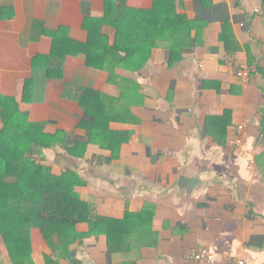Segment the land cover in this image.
I'll return each mask as SVG.
<instances>
[{"label": "crops", "instance_id": "1", "mask_svg": "<svg viewBox=\"0 0 264 264\" xmlns=\"http://www.w3.org/2000/svg\"><path fill=\"white\" fill-rule=\"evenodd\" d=\"M164 1L0 0V97L57 137L30 155L82 178L77 192L94 217L139 215L122 241L92 236L70 255L32 229L34 264H193L196 247L217 264H264V0L176 1L195 29L175 54L141 21ZM87 21L103 22L111 45L122 35L157 46L134 72L92 69L79 55L47 80L34 61L56 35L86 44ZM243 67L248 82L237 76ZM88 90L101 95L89 114L79 102ZM0 264H14L1 238Z\"/></svg>", "mask_w": 264, "mask_h": 264}, {"label": "trees", "instance_id": "2", "mask_svg": "<svg viewBox=\"0 0 264 264\" xmlns=\"http://www.w3.org/2000/svg\"><path fill=\"white\" fill-rule=\"evenodd\" d=\"M176 1L179 0H165L141 14L142 24L156 29L158 41H171L169 48L174 54L185 47V40L195 29L193 22L177 15ZM102 24L97 21L85 23L84 30L88 32L86 44L73 41L67 34L54 36L51 54L38 57L34 67L42 66L47 80L52 77L62 79L66 59L79 55L86 57V65L92 69L112 67L134 72L142 68L158 41L120 35L111 45L108 36L102 33ZM116 25L113 21L112 26ZM99 99L101 95L88 90L79 102L89 114V105ZM0 108L4 124L0 131V238L12 262L34 264L32 229L40 232L56 254L70 255L71 246L92 236H106L109 245L122 241L123 232L131 228L133 219L139 215L127 213L123 220L94 217L89 203L77 192V188L85 185L82 178L71 171L53 174L40 163L41 160L30 155L32 146L42 150L51 148L57 143V137L45 133L43 123L31 122L29 114L20 110L14 98L0 97ZM227 117L229 112L210 121L223 122ZM80 224H88L89 232L80 233L77 230Z\"/></svg>", "mask_w": 264, "mask_h": 264}, {"label": "built area", "instance_id": "3", "mask_svg": "<svg viewBox=\"0 0 264 264\" xmlns=\"http://www.w3.org/2000/svg\"><path fill=\"white\" fill-rule=\"evenodd\" d=\"M237 76L248 82L252 76L251 71L248 68H241L237 71ZM243 128L240 127V130ZM240 145V142L238 143ZM192 263L193 264H217L215 255L207 248L196 247L192 251ZM229 264H248L244 259L238 258L231 261Z\"/></svg>", "mask_w": 264, "mask_h": 264}]
</instances>
